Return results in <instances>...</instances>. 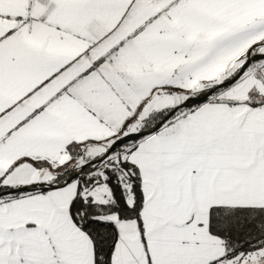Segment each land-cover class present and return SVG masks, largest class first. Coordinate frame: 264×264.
<instances>
[{
    "label": "snow or ice",
    "instance_id": "1",
    "mask_svg": "<svg viewBox=\"0 0 264 264\" xmlns=\"http://www.w3.org/2000/svg\"><path fill=\"white\" fill-rule=\"evenodd\" d=\"M0 264H264V0H0Z\"/></svg>",
    "mask_w": 264,
    "mask_h": 264
}]
</instances>
